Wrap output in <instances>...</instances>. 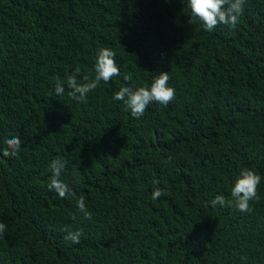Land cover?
I'll use <instances>...</instances> for the list:
<instances>
[{"label":"trees","instance_id":"trees-1","mask_svg":"<svg viewBox=\"0 0 264 264\" xmlns=\"http://www.w3.org/2000/svg\"><path fill=\"white\" fill-rule=\"evenodd\" d=\"M104 47L120 75L73 100L67 77L94 78ZM161 72L167 106L133 118L113 99ZM13 136L19 155L0 154V264H264V0L212 32L188 0H0V148ZM57 158L75 194L63 199L48 188ZM243 168L262 177L252 211L212 207L233 199Z\"/></svg>","mask_w":264,"mask_h":264},{"label":"clouds","instance_id":"clouds-1","mask_svg":"<svg viewBox=\"0 0 264 264\" xmlns=\"http://www.w3.org/2000/svg\"><path fill=\"white\" fill-rule=\"evenodd\" d=\"M191 8L192 17L202 22L203 30L212 32L219 24L229 26L235 29L239 23L240 16L245 11L246 0H188ZM116 53L110 48H99L95 62V77L90 78L88 75L83 76V82H80L81 69L76 67L74 72L67 77V85L70 91L68 95L79 103H87L88 94L97 89L101 81L108 83L113 77L120 75V68L116 63ZM55 93L62 96L65 88L63 82L56 78ZM125 81H131V74L124 75ZM170 76L168 72L158 74L150 86L131 87L125 86L117 91L113 99L123 101L126 110H130L133 118H140L144 115L147 107L151 103H158L167 106L175 99V88L170 87L168 82ZM4 147L0 148V154L4 157H17L22 149V141L18 136L6 138L3 141ZM171 157L164 163L171 162ZM66 161L62 158L53 160L49 165L52 175L48 183V188L55 191L60 198H66L75 195L68 186L60 179L62 172L66 168ZM262 177L255 170L243 168L238 178L235 180L231 189V197L226 199L223 195H217L212 201L211 206L217 205L224 207H235L241 212H251L250 202L258 200V186ZM164 195V190L156 187L152 192V199L157 200ZM76 207L83 218L90 220L92 213L87 209L85 199L81 196L76 201ZM76 219L75 214L72 217ZM6 231V225L0 223V238ZM64 231L67 233L65 240L74 244L80 242L83 235L82 230H71L70 226H65Z\"/></svg>","mask_w":264,"mask_h":264}]
</instances>
